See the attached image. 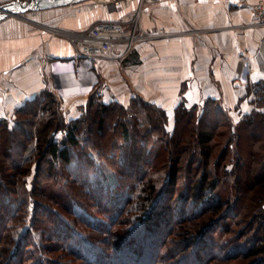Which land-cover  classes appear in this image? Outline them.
Instances as JSON below:
<instances>
[{"label": "trees", "instance_id": "1", "mask_svg": "<svg viewBox=\"0 0 264 264\" xmlns=\"http://www.w3.org/2000/svg\"><path fill=\"white\" fill-rule=\"evenodd\" d=\"M251 96L254 109L237 123L215 98L183 101L170 119L141 96L106 103L98 91L67 121L51 90L20 106L13 122L0 118V264H264V81L250 83L241 101ZM120 127L124 161L115 167L107 129ZM243 128L263 140L248 160ZM44 177H65L63 192L43 187ZM144 230L151 240L133 236Z\"/></svg>", "mask_w": 264, "mask_h": 264}, {"label": "crops", "instance_id": "2", "mask_svg": "<svg viewBox=\"0 0 264 264\" xmlns=\"http://www.w3.org/2000/svg\"><path fill=\"white\" fill-rule=\"evenodd\" d=\"M115 1L83 0L0 22V118L13 121L20 106L45 90L58 96L68 118L78 117L96 91L106 103L129 105L141 96L171 119L183 101L194 106L215 98L240 117L254 109L253 96L241 99L250 83L264 81V25L252 11L262 0H157L142 7L140 0L123 7ZM139 10L148 39L107 55L80 54L77 35L101 22L130 34Z\"/></svg>", "mask_w": 264, "mask_h": 264}, {"label": "built area", "instance_id": "3", "mask_svg": "<svg viewBox=\"0 0 264 264\" xmlns=\"http://www.w3.org/2000/svg\"><path fill=\"white\" fill-rule=\"evenodd\" d=\"M127 1L130 0H116L114 3L117 7H123ZM155 1L157 0H140L141 7L148 2ZM242 4L247 5L245 1H243ZM140 10L132 19V32L130 34L127 33V30L123 25L101 22L92 27L90 31L77 35L75 43L80 54L88 57L107 55L114 47H117L122 43H128L131 46L136 42L148 39L151 35L147 34L139 27ZM252 11L257 23L264 25V0L253 5Z\"/></svg>", "mask_w": 264, "mask_h": 264}, {"label": "rangeland", "instance_id": "4", "mask_svg": "<svg viewBox=\"0 0 264 264\" xmlns=\"http://www.w3.org/2000/svg\"><path fill=\"white\" fill-rule=\"evenodd\" d=\"M38 17H39V15H37ZM36 16V17H37ZM31 17H35V15L34 14H26V15H21L19 18H12V17H10L14 22H19V21H23L24 19H27V18H30L31 19ZM9 18V17H8ZM9 18V19H10ZM86 107V106H85ZM84 107V108H85ZM240 114L241 113H239V114H234V113H232V112H229V115L231 116V118L234 120V122H239L240 120H241V117H240ZM67 115V114H66ZM65 115V117H66V119H67V121H70V120H73L74 118H68V116H66ZM82 115V111L81 112H79V115H78V117H80ZM78 117H76V118H78ZM214 117H215V115H214ZM216 118V117H215ZM171 119V118H170ZM172 121V120H171ZM170 121V122H171ZM11 122H13L12 120H11ZM173 124H171L170 123V125H169V130H173ZM181 128H182V125H181ZM206 128V126H204V129ZM245 128V127H244ZM244 128L242 129V131H241V139H240V143H241V145H243V149H241V152H242V155L248 160L249 159V155L250 154H256V155H259L260 154V151H257V150H255V149H253V145L254 144H256V145H260V146H262L263 145V140H261L259 137V135H257V139L259 140H256V139H254L253 140V138H252V136L250 135V133H248L246 130H244ZM201 130H203V128L201 129ZM208 130V129H207ZM189 131H190V129H189ZM193 132H195L194 130H192ZM191 132V131H190ZM194 134V133H193ZM107 136H108V138L110 139V140H113V142H115L116 144H117V149L115 150V147H111V150H115L117 153H118V158L117 159H114L113 161H114V166L115 167H119L120 165V163H121V161H124V157H123V154H122V152H121V150H119L118 148L121 146V148H123L124 146H123V143H124V136H123V128L122 127H120L117 131H116V133L114 134L110 129H107ZM62 137V134H59V136H58V138H61ZM218 140V138H215V141H217ZM162 144V146H164L165 148H167V149H171V146L169 145V144H165L164 145V143H161ZM250 144H251V149H250ZM164 148V149H165ZM218 149V151H219V149H220V147H217ZM167 152V151H166ZM217 153V152H216ZM138 166H139V168H144L146 165H147V162H146V160L144 161V162H140V163H138L137 164ZM8 166H10V162H8V163H6V165H5V168H7ZM132 167L134 168L135 167V164H133L132 165ZM160 168V167H159ZM189 175V174H188ZM184 174H183V176H182V178L184 179ZM64 178L65 177H62V178H60V180H56V179H47V177L45 178H42V180H41V185L43 186V187H50L52 190H54L53 192H55V193H57V194H60L61 192H63L62 190H63V188H64V183H65V181H64ZM77 185V184H76ZM75 185V187H76V189H75V192H76V195L78 196V198H81L82 197V199L81 200H85L84 202L86 203V206H87V210H89V211H91L92 212V210L93 211H96L95 210V208H93L92 206H91V204L92 203H90L91 201L89 200V195H87L88 193L86 192V191H84L80 186H76ZM7 186H9V185H7ZM12 186V185H11ZM33 188V186H32V177L30 178V180H29V189H32ZM123 192V191H122ZM121 193V192H120ZM126 195V194H125ZM96 196V195H95ZM106 196H108V194H106ZM119 196V198H118V200L116 199V201H115V203H116V206L117 207H121V205L123 204V197H121V194H119L118 195ZM93 197V196H92ZM103 199V198H102ZM104 200V199H103ZM102 200V201H103ZM118 203V204H117ZM48 204L49 205H52V203H50V202H48ZM31 208H32V206H31ZM58 208V207H57ZM180 210H181V205L179 204V205H177V207H176V211H178V212H180ZM61 212H63V213H65V211H63V210H60ZM76 211H80V210H76ZM66 214V213H65ZM68 215V214H67ZM71 219H73L74 220V218L71 216ZM75 221V220H74ZM224 223V222H223ZM229 223V222H228ZM231 223V222H230ZM232 224V223H231ZM118 228H119V226H118ZM237 228V227H236ZM90 230H88V232H89ZM153 235H155L153 232H147L146 230H144V231H138L137 233H134L133 234V236L135 237V238H138V237H142V238H148L149 240H151V238H152V236ZM133 237V238H134ZM138 239H140V238H138ZM146 240V239H145ZM103 246V245H102ZM101 246V248L103 249V247ZM126 254V253H125ZM123 255V254H122ZM80 263H82V262H80V260L78 261V262H76L75 264H80Z\"/></svg>", "mask_w": 264, "mask_h": 264}, {"label": "water", "instance_id": "5", "mask_svg": "<svg viewBox=\"0 0 264 264\" xmlns=\"http://www.w3.org/2000/svg\"><path fill=\"white\" fill-rule=\"evenodd\" d=\"M83 0H15L0 6V22L10 16H19L29 11H38L53 7L78 3Z\"/></svg>", "mask_w": 264, "mask_h": 264}, {"label": "bare ground", "instance_id": "6", "mask_svg": "<svg viewBox=\"0 0 264 264\" xmlns=\"http://www.w3.org/2000/svg\"><path fill=\"white\" fill-rule=\"evenodd\" d=\"M72 23V20L70 21ZM74 24H75V21H74ZM12 51V50H11Z\"/></svg>", "mask_w": 264, "mask_h": 264}]
</instances>
